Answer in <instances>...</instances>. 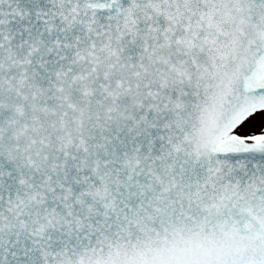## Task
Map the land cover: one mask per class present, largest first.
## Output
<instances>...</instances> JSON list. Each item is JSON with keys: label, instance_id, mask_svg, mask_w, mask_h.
Wrapping results in <instances>:
<instances>
[{"label": "snow or ice", "instance_id": "snow-or-ice-1", "mask_svg": "<svg viewBox=\"0 0 264 264\" xmlns=\"http://www.w3.org/2000/svg\"><path fill=\"white\" fill-rule=\"evenodd\" d=\"M0 264H264V0H0Z\"/></svg>", "mask_w": 264, "mask_h": 264}]
</instances>
